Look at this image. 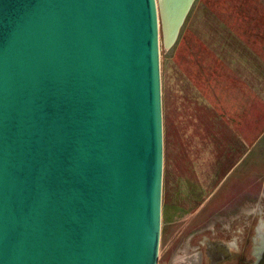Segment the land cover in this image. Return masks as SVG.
<instances>
[{
    "label": "water",
    "instance_id": "water-1",
    "mask_svg": "<svg viewBox=\"0 0 264 264\" xmlns=\"http://www.w3.org/2000/svg\"><path fill=\"white\" fill-rule=\"evenodd\" d=\"M196 0H0V264H158L160 44Z\"/></svg>",
    "mask_w": 264,
    "mask_h": 264
},
{
    "label": "rangeland",
    "instance_id": "rangeland-1",
    "mask_svg": "<svg viewBox=\"0 0 264 264\" xmlns=\"http://www.w3.org/2000/svg\"><path fill=\"white\" fill-rule=\"evenodd\" d=\"M216 3L219 0H196L179 36L187 31L193 34L194 24L216 21V14L224 16L221 10L217 13ZM177 49V44L169 50L160 44L164 164L158 264L171 261L183 264L180 251L195 232L203 235L219 232L226 236L238 224L236 218L247 219L264 211V204L256 206L257 196L264 192V141L228 175L220 189L195 188L205 185L208 168L215 161L206 155L210 149L205 140L206 127L185 118V105L193 113L194 106L201 104L194 95V72L181 61ZM231 162L232 159H227V166ZM196 172H199L197 176ZM255 193L247 201L248 195Z\"/></svg>",
    "mask_w": 264,
    "mask_h": 264
},
{
    "label": "crops",
    "instance_id": "crops-1",
    "mask_svg": "<svg viewBox=\"0 0 264 264\" xmlns=\"http://www.w3.org/2000/svg\"><path fill=\"white\" fill-rule=\"evenodd\" d=\"M215 9L225 15L214 13L216 21L194 24L193 34L187 31L176 42L181 61L194 72V95L201 104L193 113L185 105V118L206 127V155L215 161L205 185L195 186L200 190L220 189L264 141V0H219ZM227 159H232L228 166ZM263 195L256 206L264 203Z\"/></svg>",
    "mask_w": 264,
    "mask_h": 264
},
{
    "label": "flooded vegetation",
    "instance_id": "flooded-vegetation-1",
    "mask_svg": "<svg viewBox=\"0 0 264 264\" xmlns=\"http://www.w3.org/2000/svg\"><path fill=\"white\" fill-rule=\"evenodd\" d=\"M260 212L247 219L236 218L238 224L226 236L219 232L208 235L195 232L180 251L182 263L264 264V211Z\"/></svg>",
    "mask_w": 264,
    "mask_h": 264
}]
</instances>
